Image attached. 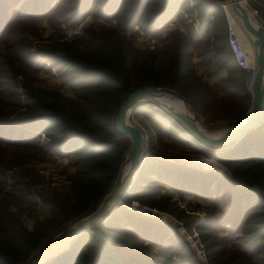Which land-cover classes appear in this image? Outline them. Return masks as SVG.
<instances>
[{"label": "trees", "instance_id": "16d2710c", "mask_svg": "<svg viewBox=\"0 0 264 264\" xmlns=\"http://www.w3.org/2000/svg\"><path fill=\"white\" fill-rule=\"evenodd\" d=\"M55 2L63 3L62 20L69 26L89 15L92 20L70 42L35 50L31 21L51 13ZM247 2L264 22V0ZM176 16L185 31H167L153 50L135 44V27L150 33ZM193 18L201 24L197 30ZM226 30L222 8L204 0H0V264H29L48 227L73 223L98 206L130 145L114 115L137 88L178 91L203 124L232 126L242 119L251 95ZM32 49L59 66L70 96L20 84L19 76L39 69ZM196 56L207 77L216 78L221 69L226 76L213 84L203 79ZM146 116L156 136L149 137L148 155L121 204L46 264H177L174 258L184 264H264V119L236 143L209 150L189 143L155 114ZM163 136L189 155L219 163L223 172L167 160L173 155L164 154ZM48 148L68 158L73 172L67 186L35 193L43 182L35 167ZM166 187L177 200L162 193ZM30 194L43 205L42 221L34 216L37 203ZM186 196L198 202L195 214L180 205ZM28 217L31 229L24 223Z\"/></svg>", "mask_w": 264, "mask_h": 264}, {"label": "water", "instance_id": "95a60500", "mask_svg": "<svg viewBox=\"0 0 264 264\" xmlns=\"http://www.w3.org/2000/svg\"><path fill=\"white\" fill-rule=\"evenodd\" d=\"M226 2L231 4L232 14L237 18L236 21L247 31L252 41L253 39L257 41L261 52L260 58L259 56L255 58L256 66H258L257 77L252 83L248 81V76L246 78V86L250 91L251 100L242 119L237 124L224 128L222 135L210 137L199 129L193 107L178 91L166 87L142 86L129 93L121 101L114 115V125L117 131L129 138L130 145L119 166L112 187L93 211L67 225L65 230L62 229L57 235V239L42 248L29 264H46L66 250L81 233L103 222L115 205L121 204V199L148 155V138L139 127L130 122V118L136 114V110L143 102L154 103L165 110L191 138L209 150H218L236 143L262 122L264 119V23L257 12L247 3V0H226ZM165 98L177 101L181 105L182 111L176 113L169 109L164 102ZM186 164L192 163L187 161ZM125 165H128V168L123 172Z\"/></svg>", "mask_w": 264, "mask_h": 264}, {"label": "rangeland", "instance_id": "374dc122", "mask_svg": "<svg viewBox=\"0 0 264 264\" xmlns=\"http://www.w3.org/2000/svg\"><path fill=\"white\" fill-rule=\"evenodd\" d=\"M215 3L218 4L224 12V15L226 17V29H227L228 24H229L228 22H230V20H229L228 13L225 10L226 8L224 6L226 3V0L223 2H220V3L219 2H215ZM53 8H55V9H53L51 11V13H48L46 16L38 17V18L31 21V26H29V28H32V30H29V31L33 32V33L37 32V35H34V36L31 35L29 37V40L31 42L32 48H34L35 50L37 49V47H43L44 49L48 50V49L54 47L55 45H57L58 43L70 42L75 37V35L80 33L81 29L84 26H86L89 21L92 20V16L89 15L81 23H79L75 26H69L68 24H66L62 20L64 17L63 14L61 13L62 8L64 9L63 3L55 2ZM195 23H196V21H195ZM235 23L239 28L240 24L237 21ZM242 29H244V28H242ZM241 37H242L244 46L246 47V50H248L249 59H250L251 64L253 61L255 63L256 56H254L252 54L253 52L251 53L252 49H250L251 46L254 47V52H255V44L253 43V41H252L251 37L248 35V33H246L245 37L241 34ZM141 38H142L141 33H139V38L137 39V41ZM137 41L135 42L136 45H138ZM247 47H249V48H247ZM34 49L30 50L29 52L31 53V55H33L32 57H34L35 64L37 67H39V69H37V70L36 69H29L26 72L25 77L19 76L17 79L20 82V84L25 83L27 85L31 84L34 86H40V87L45 88L47 90H49V89L56 90L61 94H64L66 96H70L69 95L70 90L67 89L63 85V81L65 78L63 77L62 74L59 75V73H58L59 66L56 63L51 62L49 59L43 57L42 55L41 56L35 55ZM194 58L196 59V60H194V64L196 63L195 64L196 73L198 75H201L202 78L205 79L204 74L207 75V70H205V69L202 70V67L197 64L200 61L199 57L196 56ZM46 69H48L49 71L46 72L45 71ZM251 74H252V79L250 78ZM246 75L248 76V81L250 83H252L253 79L255 77L254 69L253 70L250 69L249 74L246 72ZM77 78H78V81H81L79 77H77ZM207 79H210L209 75H208ZM140 108H142V107H140ZM137 110H136V115H134L133 117L130 118V122L132 124L136 125L137 127H139L148 139H149V137H153V139H154V137L156 136V131H155L154 126L151 124V122L149 121V119L146 115L155 114L154 119H156L159 123H161L162 125H165L166 127H168V129H170L174 133H178L179 135L183 134L182 136L186 140H188L189 143L197 144L199 147H201L180 126H178L176 121L172 120V117L165 110H160V109L153 110L152 107L145 108L144 109L145 111L142 114H140L141 116L137 115L138 114ZM196 119H197L198 124H200L202 126V128H204L207 131L213 132V131L224 129V128L228 127V126L224 125V123H220V122H218V124L217 123L214 124L211 121H209L207 124H203L202 122L199 121V119L197 117H196ZM163 142L166 145L165 149H167V152H165L164 154L173 155V159H170V158L167 159L169 161H176V162L181 163V164H186L187 161H191L192 164H188V166H190L194 169H198L200 171H212V170H214V171H218V172H223V170H224V168L219 163H217L211 159H206L204 157H199V156H195V155H189L188 152H186V151L183 152L182 148L179 147V145L177 144V142L174 139H171L167 136H163ZM45 146L48 147L47 144ZM184 150H186V149H184ZM68 162H69L68 158L64 159L63 157H61L57 153V150H53L51 148H48L47 158L43 161L37 162V166L35 167L38 175H40L42 177L43 182L40 184H36V186L33 187V189H34L33 191L35 193H38L39 191L49 193L53 188L67 186L69 184L68 177L70 176V173L73 172V170H69V168L66 167ZM162 193H164V195H166V196L171 195L174 200H177V198H178L177 194L174 191H172L170 187H166V189ZM34 200L37 203V206H36V209L34 212L35 213L34 216L37 220L42 221V220H44L45 217H47L43 211V205H42V203H39L37 196L30 194L29 201L33 202ZM195 203H198V202H196L191 196H186L185 200L180 202V205L185 207V211H184L185 213L195 214L194 211L196 210V207L193 206ZM135 205L136 204H134L132 208H134ZM145 210H146L145 206L140 208V212H144ZM166 216L169 217L168 214ZM24 223H25L26 227H28L29 229H31L33 224H34L33 219L29 218V217L24 218ZM69 224H72V222H68L64 226H60V227H57L54 229L52 227H48L47 228V231L49 233L48 238L45 239L43 241V243L40 245V250L42 248H44L45 246H47L48 244L55 241L58 237L57 235L59 234V232L62 229L65 230L67 225H69ZM40 250H38L36 253H38ZM174 261L177 264H184L175 258H174Z\"/></svg>", "mask_w": 264, "mask_h": 264}, {"label": "built area", "instance_id": "2783aa9c", "mask_svg": "<svg viewBox=\"0 0 264 264\" xmlns=\"http://www.w3.org/2000/svg\"><path fill=\"white\" fill-rule=\"evenodd\" d=\"M208 2H216L214 0H205ZM228 27H227V40H228V45L229 48L235 58V61L237 65L243 69L245 72L249 74V71L251 69V62L249 59V53L248 50L244 47V43L240 39L238 33L236 32L235 27L228 22ZM166 27L169 28V30H176L177 29V24L176 23H169ZM156 30H151L150 33L144 34L143 32L140 31L142 38L137 41V44L139 47L143 49H156L160 44L158 38L155 35H152L151 33H155ZM204 77L206 78L207 75L204 74ZM141 107L144 108H150L152 107L153 110L160 109L162 110L158 105L150 102H143L141 104ZM65 159V157H63Z\"/></svg>", "mask_w": 264, "mask_h": 264}, {"label": "bare ground", "instance_id": "6f19581e", "mask_svg": "<svg viewBox=\"0 0 264 264\" xmlns=\"http://www.w3.org/2000/svg\"><path fill=\"white\" fill-rule=\"evenodd\" d=\"M225 8H226V10H227V13H228V16H229V20H230V23L235 27V29H236V32L238 33V35H239V37H240V39L242 40V37H241V34L245 37L246 36V33H247V31H245L244 29H242V27L240 26L239 28H238V26L236 25V20H237V18H235L234 16H233V14H232V6H231V4L228 2H226L225 3ZM241 33V34H240ZM245 39V38H244ZM242 42H243V40H242ZM253 42L255 43V52H254V47H250V49H252L251 50V53L254 55V56H256V57H258L259 56V58H260V55H261V52H260V46H259V44L257 43V41L255 40V39H253ZM251 44V43H250ZM245 47V46H244ZM246 48V47H245ZM247 48H249V47H247ZM255 53V54H254ZM253 56V57H254ZM251 69L253 70L254 69V73H255V77H254V79L257 77V73H258V66H256V63H254V61L252 62V64H251ZM250 78L252 79V74L250 75ZM254 79H253V81H254ZM164 102L166 103V105L168 106V108L169 109H172L173 111H175L176 113H180L181 111H182V107H181V105L177 102V101H175V100H172V99H170V98H165L164 99ZM197 125H198V127H199V129L203 132V133H205L207 136H210V137H215V136H218V135H222L223 134V132H224V130L223 129H220V130H216V131H213V132H211V131H207V130H205L204 128H202V126L200 125V124H198L197 123ZM127 168H128V165H125L124 166V168H123V172H125L126 170H127Z\"/></svg>", "mask_w": 264, "mask_h": 264}, {"label": "crops", "instance_id": "0c3cea01", "mask_svg": "<svg viewBox=\"0 0 264 264\" xmlns=\"http://www.w3.org/2000/svg\"><path fill=\"white\" fill-rule=\"evenodd\" d=\"M205 1V0H204ZM208 2V1H207ZM191 3V2H190ZM215 3V2H214ZM196 15V12L194 13V16ZM262 20V19H261ZM195 21H196V23H195ZM176 23L177 24V30H182V31H185V27L178 21V17L176 16V17H172L171 19H169V20H167L166 22H160L159 23V25L157 26V28H155V27H153V29H151V30H156V32L155 33H158V35H156L157 36V38H159L160 39V37H163L164 36V34L167 32V31H169V28L168 27H166L167 25H169V23ZM263 22V21H262ZM264 23V22H263ZM193 25H194V28L197 30L200 26H201V24L197 21V19L196 18H193ZM135 30H137L138 31V33H140V30H138L137 29V27H135ZM150 30V31H151ZM227 31V30H226ZM158 39V40H159ZM160 41V40H159ZM194 60H196L195 58H193V61ZM200 70V69H199ZM202 70H203V68H202ZM226 74H227V71H226V69H221L218 73H217V75H216V78L215 77H210V79H208L209 81H210V83L211 84H213V82L217 79V78H223V77H225L226 76ZM207 78V77H206ZM205 78V79H206ZM141 107V106H140ZM138 108V114L137 115H140V114H142L145 110V108ZM146 113V112H145ZM136 115V114H135ZM146 115V114H145ZM141 116V115H140ZM138 117V116H137ZM218 122H220V123H223L222 121H217L216 123L218 124Z\"/></svg>", "mask_w": 264, "mask_h": 264}]
</instances>
